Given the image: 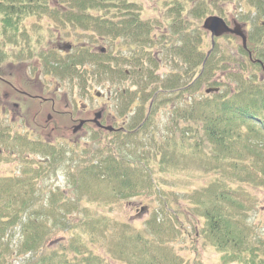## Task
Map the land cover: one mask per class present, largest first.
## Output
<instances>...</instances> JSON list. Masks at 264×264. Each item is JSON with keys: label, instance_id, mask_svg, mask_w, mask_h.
<instances>
[{"label": "trees", "instance_id": "1", "mask_svg": "<svg viewBox=\"0 0 264 264\" xmlns=\"http://www.w3.org/2000/svg\"><path fill=\"white\" fill-rule=\"evenodd\" d=\"M173 1L181 13L171 24L172 37L161 35L160 42L156 41L157 29L142 20L132 0H0V62L6 56L3 48L17 47L13 34L18 27L22 29L26 18L41 17L54 26L56 33L48 28L52 35L80 30L111 41H129V50H119L118 54L90 53L84 47L65 59L47 54L42 57L47 72L71 81L76 75L80 88L88 79L97 83L114 81L115 77L130 81L129 88L118 95L121 107L117 108L119 117L128 112L129 118L124 117L122 127L113 128L109 133L112 141L104 146L92 139L87 158L66 161L56 146L32 141L18 132L13 135L12 127L0 119V154L11 146L44 155L43 162L26 164L19 176L0 178V264H16L20 256L27 259L19 264H110L93 251L97 244H93L92 229L99 225L105 231L114 220L93 214L81 218L72 211L85 203H114L137 196L161 201L159 209L145 221V228L160 241L164 242V235L176 234L181 216L192 212L196 216L194 230L221 255L220 264H264V239L245 221L246 212L257 200L240 188L243 185L264 194V80L245 76V69L230 72L222 64L224 60L213 59L218 44L204 55L199 29H183V5L180 0ZM246 2L264 12V0ZM243 26L248 25L244 22ZM247 34L246 48L239 47L240 52L251 58L258 53L264 74V26L256 25ZM157 57L171 59L176 71L157 75ZM250 62L257 66L256 61ZM87 64L90 69L85 68ZM216 70L229 71L223 84L207 78L215 77ZM202 88H217L219 92L202 94ZM136 100L139 106L130 109ZM169 106L166 122L157 125L156 116ZM64 160L70 163L65 170L67 191L50 187L43 193L40 182L56 176ZM195 171L211 176V181L188 194L187 209L175 212L164 198L169 193L161 190L154 173ZM16 230L15 244L11 234ZM61 232L68 235V241L53 245L51 240ZM116 232L119 237L110 242L109 251L116 259L122 257L130 264H182L141 231L122 225Z\"/></svg>", "mask_w": 264, "mask_h": 264}, {"label": "rangeland", "instance_id": "2", "mask_svg": "<svg viewBox=\"0 0 264 264\" xmlns=\"http://www.w3.org/2000/svg\"><path fill=\"white\" fill-rule=\"evenodd\" d=\"M132 1L137 5L142 20L149 21L154 29H157L158 39L156 41L162 38L161 35L165 37L172 35L171 24L176 15L181 13L173 0ZM180 2L184 8V12L182 13L185 21L183 29L185 27L199 29L202 37L200 48L204 55H208L215 44H218V50L216 49L213 59L217 62L224 60L222 64L228 67L230 72H240L245 69L243 72L245 76L256 75L257 80H264V74L260 72L261 64L258 62L259 60L262 62V58L259 59L258 53L253 58L249 54L248 59L246 54L240 52L239 47H243L241 39L234 36L229 39L224 37L214 39L212 47L211 35L209 32L203 30L202 27L206 18L216 16L224 20L230 28H233L235 24L243 25L244 22L247 23L248 26L242 29L244 35L247 36L248 29L252 31L256 25L262 24L264 26L263 11L261 13L260 10L258 11L255 7L250 6L246 0H231L225 3H214L209 2V0H180ZM174 5L176 6L174 7ZM201 5L202 8L198 9V6ZM170 9L174 11L171 12ZM193 10H196L197 13H193ZM21 26L22 29L18 27V32L13 34L16 35L14 39L17 42V47L7 45L3 48L6 56L0 62V77L12 83L17 89L26 91L30 95H40L45 99H53L55 104L54 111H51L49 104L40 105L38 101L31 102L21 97L17 101L14 98L17 95L1 87L0 118L5 120V123L8 125L11 123L15 124L14 129L19 130L20 136L28 137L35 142L43 141L56 146L57 150L64 153V159L66 161L69 160V162L71 158L79 160V157H86L85 154L91 147L90 142H92V139L101 142V147L111 142L112 138L109 133L112 131L101 130L98 132L95 127L86 128L74 135L72 131L78 125V120H93L94 114L97 112H102L100 122L103 127H110L112 129L122 127V123H124L123 119H128L130 115H128V112H124L125 118L119 117L117 108L120 110L121 104L118 95L129 88L130 81L118 80L115 77L113 78L114 81L103 80L101 83H97L88 79L85 87L80 88L79 85L81 83L78 81L79 77L76 75L71 76L74 78L71 81L69 78L57 77L53 75L54 73L47 72L43 67L42 57L52 54L59 59H65L66 56L78 52V49L81 47L95 54H111L112 52L114 54L117 52L118 54L119 50L122 52L129 50L127 44L129 41L121 39L111 41L106 37L101 38L97 35H88L86 32L80 30H69L67 33H64L65 31L59 32L60 36L57 34L52 35L51 31L55 30L54 26L49 24L48 19L41 17L26 18V21ZM49 27L51 31H48ZM162 41L160 40V42ZM172 43H176V39H173ZM67 44L71 46L68 51L69 53L64 52L65 49L62 48ZM103 49L104 51L101 52ZM149 52L156 55V53H153L155 51L151 48ZM18 55L23 58H20L21 60L18 59ZM156 59L159 63V69L156 71L157 75L165 76L176 71L171 59L168 61L159 57ZM250 60L256 61L258 67L254 66ZM175 61L178 63L176 59ZM90 67L91 65H85L87 69H90ZM126 67L124 69L127 70ZM80 71H84V68H81ZM229 71L216 70L215 77L212 75L207 78L210 80L212 78V81L215 80L223 84ZM209 90L219 92L217 88H210ZM221 90L224 91L225 89L222 87ZM204 91L205 88H202L201 93L204 94ZM97 94L100 96L97 97ZM14 103L19 105L18 110L12 106ZM137 106H139V103L136 100V103H133L130 109L136 110ZM170 106L167 109L160 110L156 116L157 125L166 122L168 112L170 114ZM67 112H70V114ZM49 116L51 119L48 121ZM14 129L12 134L16 135L14 132L17 131H14ZM97 148L99 147H95V149ZM4 149L6 150L0 154V178L17 177L22 173L26 164L44 161V155L34 151H27L20 147L15 148L11 146ZM86 158L82 160L87 161ZM65 160L60 163L61 166L56 176L50 175V177L40 182L39 187L40 189H44L43 193L47 192L50 187L52 189L57 187L62 191H67L68 183L65 170L67 169L66 166L70 163L65 162ZM191 169L194 170V168ZM154 174L156 180L159 179L161 183V190L169 193L164 198L170 201V206L175 212H178L180 209H187L188 194L207 186L211 181V176L202 174L200 171L188 174L182 172L175 174H159L157 172ZM240 188L245 192H249L257 200L254 204L255 207L246 212L245 221L247 225L254 228L257 236L264 239V194L255 188L243 185ZM172 195L175 197H172ZM160 205L161 201H158L157 197L153 196L125 197L117 199L114 203H85L79 206L78 211H72V214L81 216V218H86L91 214L97 217L98 215H102L114 220V222L111 221L106 226L105 231L99 225L92 229V233L96 238L93 244H97L92 246L93 251L106 259L110 264H130L122 257H118L119 260L114 258L109 252L110 242H116V239L119 237V233L116 231L122 225L130 226L134 231H141L145 236L152 237L151 240L153 242L160 243V249L164 253L170 250L169 253L175 255L178 260L180 259L182 264H220L221 255L204 241L202 236L199 235V231L197 233L194 230L196 216L192 212L181 216L182 224L179 226L176 234L164 235L166 236L164 242L160 241V238L156 237V235L150 233L145 228V221L151 218L153 212L157 211ZM72 222L77 223L79 220ZM18 231L16 230L15 234H11L12 242L15 244L18 238ZM65 232H61L55 239L51 240L53 245L61 246L68 241L66 238L68 235L66 236ZM25 259L27 257L24 256L16 258V264L25 261ZM233 264L239 263L235 262Z\"/></svg>", "mask_w": 264, "mask_h": 264}, {"label": "water", "instance_id": "3", "mask_svg": "<svg viewBox=\"0 0 264 264\" xmlns=\"http://www.w3.org/2000/svg\"><path fill=\"white\" fill-rule=\"evenodd\" d=\"M203 30L207 31L211 35V40H212V47L214 45L213 40L215 38H219L224 35H233L235 37H238L242 41V45L245 48L246 44V37L242 31V26L235 24L233 28H230L224 20H222L219 17L216 16H211L208 17L204 20L203 22ZM66 49H69V46L66 47ZM210 92H216V90H208L206 91V94H209ZM101 115L100 113H97L94 117L93 122L99 127L98 120L100 119ZM84 122H80V124L75 127V129L72 131L73 134L77 133L81 127L83 126ZM106 131H112V128L108 127L105 129Z\"/></svg>", "mask_w": 264, "mask_h": 264}, {"label": "flooded vegetation", "instance_id": "4", "mask_svg": "<svg viewBox=\"0 0 264 264\" xmlns=\"http://www.w3.org/2000/svg\"><path fill=\"white\" fill-rule=\"evenodd\" d=\"M1 87H4L8 90H10L11 92H13L15 95H17L16 97L14 96L15 100L19 101L21 98L22 99H25V100H28V101H31V102H36L38 101L40 105H46V104H49L50 105V109L51 111H54V101L53 99H45V98H42V96L40 95H37V96H33V95H30L28 92L26 91H23V90H19L17 89V87H15L12 83H10L9 81L3 79L0 77V88ZM10 92V93H11ZM21 97V98H20ZM20 103V102H18ZM70 103L68 104V107H69ZM14 107V109L18 110L19 109V105L17 103H14L12 105ZM68 114H70V112H67ZM49 120L51 119L50 116L48 117ZM48 120V121H49ZM87 123L82 127V130L86 129V128H91V127H94L95 125H93L90 121L91 120H87V119H84ZM80 120H78L79 122ZM101 123V122H100Z\"/></svg>", "mask_w": 264, "mask_h": 264}]
</instances>
